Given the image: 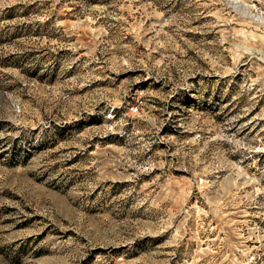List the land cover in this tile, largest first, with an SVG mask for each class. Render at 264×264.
I'll list each match as a JSON object with an SVG mask.
<instances>
[{
    "label": "rangeland",
    "instance_id": "rangeland-1",
    "mask_svg": "<svg viewBox=\"0 0 264 264\" xmlns=\"http://www.w3.org/2000/svg\"><path fill=\"white\" fill-rule=\"evenodd\" d=\"M0 264H264V0H0Z\"/></svg>",
    "mask_w": 264,
    "mask_h": 264
}]
</instances>
